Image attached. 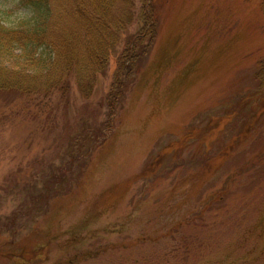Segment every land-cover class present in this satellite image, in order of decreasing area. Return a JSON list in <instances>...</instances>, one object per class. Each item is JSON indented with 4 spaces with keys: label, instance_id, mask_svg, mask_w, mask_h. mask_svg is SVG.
Here are the masks:
<instances>
[{
    "label": "rangeland",
    "instance_id": "rangeland-1",
    "mask_svg": "<svg viewBox=\"0 0 264 264\" xmlns=\"http://www.w3.org/2000/svg\"><path fill=\"white\" fill-rule=\"evenodd\" d=\"M153 5L129 78L137 23L86 96L74 77L0 93V264L28 248L32 264H264L263 2ZM31 16L0 0L6 25Z\"/></svg>",
    "mask_w": 264,
    "mask_h": 264
},
{
    "label": "trees",
    "instance_id": "trees-1",
    "mask_svg": "<svg viewBox=\"0 0 264 264\" xmlns=\"http://www.w3.org/2000/svg\"><path fill=\"white\" fill-rule=\"evenodd\" d=\"M135 1L21 0L32 14L29 20L11 27L0 17V93L51 95L65 90L66 81L74 77L86 96L93 91L97 75L108 68L128 29L137 23L140 31L127 38L120 57L119 72L129 78L151 52L158 21L154 0H142L138 13ZM258 67L255 105L264 99V60ZM38 256L32 248L3 254L14 264L17 260L32 264Z\"/></svg>",
    "mask_w": 264,
    "mask_h": 264
}]
</instances>
